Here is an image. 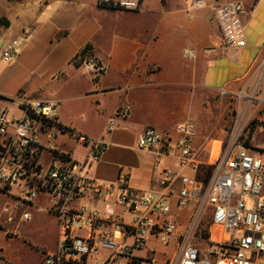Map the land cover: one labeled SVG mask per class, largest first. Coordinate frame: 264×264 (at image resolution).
<instances>
[{"label":"crops","instance_id":"0c3cea01","mask_svg":"<svg viewBox=\"0 0 264 264\" xmlns=\"http://www.w3.org/2000/svg\"><path fill=\"white\" fill-rule=\"evenodd\" d=\"M195 1L142 0L139 10L128 11L116 0H0V95L54 100L62 126L103 141L100 158L86 168L99 184H115L126 173L133 189L158 197L181 189L180 175L203 182L214 143L227 141L233 132L237 120L232 110L240 112L242 101H251L250 117L264 122V0H201L199 8ZM102 2L112 6L101 7ZM228 3L244 8L247 46L241 50L225 45L218 24L217 9ZM12 39L19 40V53L5 63L1 49ZM87 46L86 59L93 57L104 68L99 76L89 73L84 63H73ZM229 98L239 102L228 103ZM125 108L128 115L117 117ZM111 120L116 126L108 132ZM184 122L196 125V170L179 167L172 156H159L157 147L139 148L146 128H156L175 143L176 126ZM261 133H252L251 147L264 148ZM58 147L82 164L90 155L89 147L66 135L59 136ZM50 159L45 154L44 164ZM163 169L176 174L167 187L159 182ZM7 202L0 194L2 222ZM171 202L170 219L185 224L193 209L178 208L175 197ZM50 204V197L41 194L30 220L9 223L10 228L19 225L17 236L0 230V264H41L46 254L58 250L60 227L48 212ZM76 205L100 211V230L112 231L107 219L111 214L132 223L117 190L79 199ZM124 242L143 264H168L178 246L177 239L165 243L160 234H153L143 248L133 247L132 236ZM112 253L105 250L97 259L106 260Z\"/></svg>","mask_w":264,"mask_h":264},{"label":"built area","instance_id":"2783aa9c","mask_svg":"<svg viewBox=\"0 0 264 264\" xmlns=\"http://www.w3.org/2000/svg\"><path fill=\"white\" fill-rule=\"evenodd\" d=\"M141 3L142 0H116L120 9L128 11L139 10ZM201 4V0H196L194 7ZM243 13L239 3L217 9L222 38L230 49L247 46ZM19 46L18 39L5 42L2 60L13 62ZM84 66L96 76L104 70L93 57L86 59ZM5 102L12 103L15 112L10 116L6 108L0 107V194L8 198L2 207L6 221L0 220V230L9 237L17 236L19 225L10 228L8 224L30 220L37 198L48 195L51 203L48 212L59 224L60 243L58 250L46 254L41 264H89L90 260L97 264H143L124 239L132 236L133 247L143 248L153 234H160L165 243L177 239L176 254L168 264H264V148L246 144L241 139L240 127L234 129L227 141L212 147L208 159L212 174L207 181L180 175L181 189L155 197L152 192L133 189L126 173H121L112 185L99 184L86 173L87 166L100 158L105 144L62 126L58 102L24 96ZM127 115L126 108L116 113L117 117ZM115 126V120H111L108 132ZM176 132L179 138L172 143L170 137L148 127L139 137L138 146L143 150L157 147L159 156H172L179 167L196 170L199 164L193 147L196 125L180 123ZM60 135L90 148L86 163L60 150ZM45 154L51 157L48 164L43 162ZM161 174L159 182L164 187L176 175L170 169H163ZM114 190L119 192V202L132 213V223L111 214L107 219L112 222V231L100 230V211L89 205L77 206L76 202ZM171 197L176 198L178 208L193 209L185 224L170 219ZM206 218L210 219L209 237L203 241L205 247H200ZM105 250L112 251V255L98 260L97 256Z\"/></svg>","mask_w":264,"mask_h":264},{"label":"rangeland","instance_id":"374dc122","mask_svg":"<svg viewBox=\"0 0 264 264\" xmlns=\"http://www.w3.org/2000/svg\"><path fill=\"white\" fill-rule=\"evenodd\" d=\"M254 97H256V96H254ZM10 100H12V99H10ZM229 102L238 103L239 100L237 98H235V99L229 98L228 103ZM242 102H243L242 106H244V105L245 106L242 107V110L240 112H238L236 110H232V106H230L231 110H232L231 112L234 113V116L236 117V120H237V122L236 123L234 122V124L232 125L233 126L232 131H234V129H237V128L239 129V127H240L241 139L245 142L246 141L248 142L250 139V136L252 135V133L255 132V130H262L260 140H264V122L263 123L257 122L255 119H252V117H250L251 116L250 114L254 111L253 102L246 101V100H243ZM0 106L6 108L8 110V112L10 113V116L12 113L15 112V106L12 103L0 102ZM251 145H254V144L251 143ZM214 146L218 147L219 143L215 142ZM209 166H210V169L204 175V181L203 182L207 181L212 174V166L210 164H209ZM209 223H210V219L206 218L205 223H204V229L202 230L201 235H200V240H199L200 247H205V243H203V241L207 240L209 237V233H208V229H207V227L209 226ZM33 241H35V243H38L35 239H33Z\"/></svg>","mask_w":264,"mask_h":264},{"label":"trees","instance_id":"16d2710c","mask_svg":"<svg viewBox=\"0 0 264 264\" xmlns=\"http://www.w3.org/2000/svg\"><path fill=\"white\" fill-rule=\"evenodd\" d=\"M101 7H109V6H112V3H106V2H102L101 4ZM90 50V46H87L84 50H82L73 60V63L77 66H81L83 65V63L85 62L86 60V55H87V52ZM0 100H4V101H7V100H10L9 98L7 97H4V96H1L0 95ZM246 144H249L247 141L245 142Z\"/></svg>","mask_w":264,"mask_h":264}]
</instances>
